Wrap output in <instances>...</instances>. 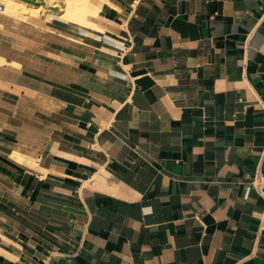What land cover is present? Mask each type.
Segmentation results:
<instances>
[{
  "label": "crops",
  "instance_id": "crops-1",
  "mask_svg": "<svg viewBox=\"0 0 264 264\" xmlns=\"http://www.w3.org/2000/svg\"><path fill=\"white\" fill-rule=\"evenodd\" d=\"M90 1L0 15V264H264V0Z\"/></svg>",
  "mask_w": 264,
  "mask_h": 264
},
{
  "label": "bare ground",
  "instance_id": "bare-ground-1",
  "mask_svg": "<svg viewBox=\"0 0 264 264\" xmlns=\"http://www.w3.org/2000/svg\"><path fill=\"white\" fill-rule=\"evenodd\" d=\"M2 1L5 5L4 14L12 15L16 17L18 16L19 13H21L20 12L21 4L19 3V0H2ZM98 12H99V8L93 6L90 0H68L66 1V5L62 10L63 14L60 17L63 21L70 23L74 26H81L83 29H91V28H96V25L92 23L88 19V17L90 15L95 16L97 15Z\"/></svg>",
  "mask_w": 264,
  "mask_h": 264
},
{
  "label": "rangeland",
  "instance_id": "rangeland-1",
  "mask_svg": "<svg viewBox=\"0 0 264 264\" xmlns=\"http://www.w3.org/2000/svg\"><path fill=\"white\" fill-rule=\"evenodd\" d=\"M66 1H68V0H43V2L45 3V5L44 6H38V7H39V10L40 9H45V10H48L49 9L51 11L57 10L58 12L61 13L62 10L64 9L65 5H66ZM19 3L21 4V6H20V12L21 13L22 12L23 13L24 12H32L33 14H35L38 11V10L32 8V7H27L26 4L22 0H19ZM76 27L82 28L81 26H76Z\"/></svg>",
  "mask_w": 264,
  "mask_h": 264
},
{
  "label": "built area",
  "instance_id": "built-area-1",
  "mask_svg": "<svg viewBox=\"0 0 264 264\" xmlns=\"http://www.w3.org/2000/svg\"><path fill=\"white\" fill-rule=\"evenodd\" d=\"M4 11H5V5L3 1L0 0V15L4 14ZM252 188L257 190L259 193H262V191L264 190V177L260 175L259 172L257 173V175L255 176V178L250 184L249 189H252Z\"/></svg>",
  "mask_w": 264,
  "mask_h": 264
},
{
  "label": "water",
  "instance_id": "water-1",
  "mask_svg": "<svg viewBox=\"0 0 264 264\" xmlns=\"http://www.w3.org/2000/svg\"><path fill=\"white\" fill-rule=\"evenodd\" d=\"M22 1L27 3V4H31V5H35V6H44L45 5L43 0H22Z\"/></svg>",
  "mask_w": 264,
  "mask_h": 264
}]
</instances>
